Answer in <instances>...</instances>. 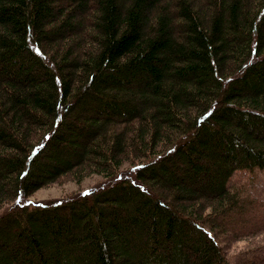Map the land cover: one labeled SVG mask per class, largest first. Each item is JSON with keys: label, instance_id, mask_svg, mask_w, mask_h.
<instances>
[{"label": "trees", "instance_id": "trees-1", "mask_svg": "<svg viewBox=\"0 0 264 264\" xmlns=\"http://www.w3.org/2000/svg\"><path fill=\"white\" fill-rule=\"evenodd\" d=\"M254 168L264 0H0V264H230Z\"/></svg>", "mask_w": 264, "mask_h": 264}, {"label": "rangeland", "instance_id": "rangeland-1", "mask_svg": "<svg viewBox=\"0 0 264 264\" xmlns=\"http://www.w3.org/2000/svg\"><path fill=\"white\" fill-rule=\"evenodd\" d=\"M126 173L130 174V170ZM123 175V171L120 173ZM102 175L91 174L77 183L73 180H62L36 190L30 196L19 199L20 203L35 205L73 197L80 193L95 189L107 183ZM229 184L243 189L244 196L255 201L245 206L243 216L237 215L243 222H226L228 230L218 232L230 264H264V169H243L234 172ZM235 215V214H234Z\"/></svg>", "mask_w": 264, "mask_h": 264}]
</instances>
